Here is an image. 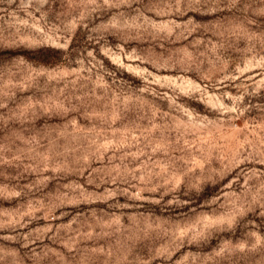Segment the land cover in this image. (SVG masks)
Instances as JSON below:
<instances>
[{"label":"rangeland","instance_id":"obj_1","mask_svg":"<svg viewBox=\"0 0 264 264\" xmlns=\"http://www.w3.org/2000/svg\"><path fill=\"white\" fill-rule=\"evenodd\" d=\"M0 264H264V0H0Z\"/></svg>","mask_w":264,"mask_h":264}]
</instances>
